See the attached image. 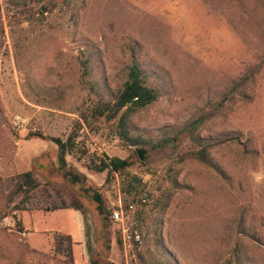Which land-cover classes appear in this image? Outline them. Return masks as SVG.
<instances>
[{
    "label": "rangeland",
    "instance_id": "374dc122",
    "mask_svg": "<svg viewBox=\"0 0 264 264\" xmlns=\"http://www.w3.org/2000/svg\"><path fill=\"white\" fill-rule=\"evenodd\" d=\"M24 2L0 0V264H68L53 252L52 239L67 231L73 264H136L134 217L150 203L127 194L124 177L87 166L104 156L126 160L154 199L171 158L189 140L151 151L124 145L112 122H82L88 100L80 51L99 53L114 83L127 64L121 48L132 44L163 90L136 114L135 134L153 137L162 127L209 114L229 93L202 136L239 140L212 151L215 171L184 166L162 219L165 247L178 264H264V0H86L73 40L57 28L62 0ZM241 79L245 87L230 93ZM68 137L76 148L65 155V170L84 176L78 184L64 176L50 141ZM136 149L145 151L142 161ZM27 171L38 186L26 210L12 213L22 198L18 193L9 202L14 177ZM116 209L121 222L110 220ZM12 214L24 233H16ZM35 216L42 217L34 227L47 231L38 245L29 235Z\"/></svg>",
    "mask_w": 264,
    "mask_h": 264
},
{
    "label": "trees",
    "instance_id": "16d2710c",
    "mask_svg": "<svg viewBox=\"0 0 264 264\" xmlns=\"http://www.w3.org/2000/svg\"><path fill=\"white\" fill-rule=\"evenodd\" d=\"M8 5L22 6L24 0H6ZM86 0H62L57 28L65 36L73 40L76 37L78 23ZM1 9V7H0ZM121 54L127 60L125 68L112 83L105 74L104 66L99 53L96 51H80L78 65L80 80L86 89L88 100L87 108L81 114V119L86 127L99 120L112 122L115 135L124 145L128 147H148L151 151H158L168 146H174L177 141L187 138L189 144L174 157L165 169L159 186V196L151 199L144 190L140 179L132 174L126 160L117 157H103L98 163L90 162L87 166L96 172L107 171L109 174L116 173L124 177V191L127 194L134 193L138 196L141 204L149 201L147 210L137 211L134 217L135 226L133 231L138 237L137 241L132 235V248L136 264H178L173 255L167 250L162 238V219L170 199L179 188L178 177L184 166L188 163H197L210 170H216L212 160V151L222 143H239L234 137H226L222 140L210 141L202 136L205 121L218 114L222 109L225 99L228 100L229 93L224 94L223 99L209 114H200L190 118L178 126H165L156 132L155 136L144 138L135 134L136 114L153 105L163 95L162 84L159 78L152 72L146 70L140 61V47L137 44L125 45L121 48ZM247 79L234 82L230 93H239L246 85ZM58 148V161L64 176L71 182L78 184L83 175L65 170L64 157L72 154L76 148L72 137L65 142L58 138H50ZM15 188L9 196V202L13 197L21 193L22 198L18 204L13 206L12 213L18 210H26L30 202V192L37 188L30 171L14 177ZM94 200L98 203V211L104 213L101 201L97 195ZM147 205V204H146ZM144 206V205H143ZM78 210L77 207H74ZM15 231L18 234L25 232L23 221L14 214L11 215ZM111 220V215H110ZM53 252L66 259L68 264H73L72 238L68 234L53 233ZM32 252H35L34 250ZM234 257L239 262V252L234 249ZM228 262L227 264H230ZM91 264H97L92 262Z\"/></svg>",
    "mask_w": 264,
    "mask_h": 264
},
{
    "label": "crops",
    "instance_id": "0c3cea01",
    "mask_svg": "<svg viewBox=\"0 0 264 264\" xmlns=\"http://www.w3.org/2000/svg\"><path fill=\"white\" fill-rule=\"evenodd\" d=\"M42 216H35V217H33L34 219L32 220V222L30 223V228H29V235L30 236H32V237H34L35 238V244H39L41 241H42V234H44V233H46L47 231L45 230V229H43V228H38V227H34V220L36 219V218H41ZM67 231V230H66ZM65 231V232H66ZM68 233H69V235L71 234V232L70 231H67ZM37 236H40V238L39 239H37L36 237ZM73 255V254H72ZM74 261L75 262H77L76 261V258H75V254H74Z\"/></svg>",
    "mask_w": 264,
    "mask_h": 264
},
{
    "label": "built area",
    "instance_id": "2783aa9c",
    "mask_svg": "<svg viewBox=\"0 0 264 264\" xmlns=\"http://www.w3.org/2000/svg\"><path fill=\"white\" fill-rule=\"evenodd\" d=\"M111 221L113 222H121L122 221V211L121 209L113 210L111 213ZM138 238L137 236H135Z\"/></svg>",
    "mask_w": 264,
    "mask_h": 264
},
{
    "label": "water",
    "instance_id": "95a60500",
    "mask_svg": "<svg viewBox=\"0 0 264 264\" xmlns=\"http://www.w3.org/2000/svg\"><path fill=\"white\" fill-rule=\"evenodd\" d=\"M137 157L140 161L144 159L145 151L143 149H136Z\"/></svg>",
    "mask_w": 264,
    "mask_h": 264
}]
</instances>
